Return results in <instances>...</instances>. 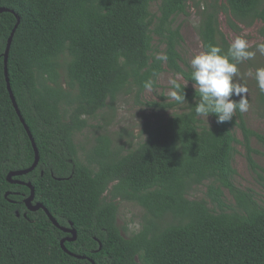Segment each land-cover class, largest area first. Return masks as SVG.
Returning a JSON list of instances; mask_svg holds the SVG:
<instances>
[{"label":"trees","instance_id":"trees-1","mask_svg":"<svg viewBox=\"0 0 264 264\" xmlns=\"http://www.w3.org/2000/svg\"><path fill=\"white\" fill-rule=\"evenodd\" d=\"M190 5L203 45L227 50L222 17L235 32L260 24L264 43V0H0L7 10L0 13V264H264V200L234 182L241 144L264 188L252 145L256 139L264 146V135L248 127L244 113L224 123L212 114L206 124L186 86V103L158 104L179 111L150 127L138 147L101 135L82 151L76 141L120 95L143 94L148 81L158 88L164 71L193 84L174 27ZM13 32L8 77L40 157L34 171L14 177L23 184L8 175L30 169L36 153L8 89ZM162 46L166 61L157 58ZM27 183L34 205L74 230L75 241L44 210L27 208ZM201 186L206 197L190 199ZM118 200L145 211L128 238L117 224Z\"/></svg>","mask_w":264,"mask_h":264},{"label":"rangeland","instance_id":"rangeland-1","mask_svg":"<svg viewBox=\"0 0 264 264\" xmlns=\"http://www.w3.org/2000/svg\"><path fill=\"white\" fill-rule=\"evenodd\" d=\"M153 13H157L158 4H153L151 8ZM200 18L198 11L193 5L188 9V15H180L175 18L174 27H180L183 41L179 46V52L183 62L188 63L193 56L203 51V44L198 33ZM259 25L253 27L240 26L241 30L235 32L229 28L225 17L221 18V28L227 39L232 42L237 36L244 35L250 44L255 47L256 44L262 42L259 35ZM159 55H163L165 46L159 48ZM183 67L185 68L184 63ZM264 67V55L259 53L252 61H247L240 67L241 73L245 76V81L249 88V110L244 113L246 123L253 131L264 135V105L261 103V93L256 87L255 80L248 73L255 72L256 68ZM170 71H164L158 79V88L147 89L143 94H122L116 102L100 113L96 118L89 121V127L82 133L77 135L76 141L82 151H88L93 148L97 139L101 135H108L113 139L116 145H123L125 148H136L140 143L145 141L146 131L161 121L168 119L178 109H167L160 105L173 102L168 99L171 90L170 80L175 78ZM182 77V76H181ZM183 77L181 83H185ZM193 88L190 82L186 85ZM160 104V105H158ZM205 120V119H204ZM206 124L211 123V119L205 120ZM235 134L239 140H242L240 130H235ZM253 148L257 151L254 159L258 165L264 168V146L256 139L252 142ZM236 155L233 166L237 171L234 182L243 190H252L257 198L262 202L264 200V188L262 182L252 172L245 148L241 144L236 145ZM207 188L201 186L190 194V199H203L206 197ZM226 201L233 203L231 195L225 193ZM119 214L117 224L121 229L123 236L130 237L138 232L143 224L145 211L139 205L133 202L118 200Z\"/></svg>","mask_w":264,"mask_h":264},{"label":"clouds","instance_id":"clouds-1","mask_svg":"<svg viewBox=\"0 0 264 264\" xmlns=\"http://www.w3.org/2000/svg\"><path fill=\"white\" fill-rule=\"evenodd\" d=\"M264 55V43L253 47L244 35L237 36L225 51L221 46L207 43L203 51L193 56L189 61L191 80L197 94L195 113L198 117L207 120L212 114L217 116L218 123L231 121L236 113H246L250 108L249 88L245 76L240 71V65L252 61L257 54ZM167 60L166 55L157 57ZM256 87L264 93V67L256 68L254 74L248 73ZM182 77L177 74L170 80L171 90L168 99L177 103H186ZM152 82L145 83L146 89H151ZM233 97H239L238 100Z\"/></svg>","mask_w":264,"mask_h":264},{"label":"water","instance_id":"water-1","mask_svg":"<svg viewBox=\"0 0 264 264\" xmlns=\"http://www.w3.org/2000/svg\"><path fill=\"white\" fill-rule=\"evenodd\" d=\"M4 11H7V10L2 9V8L0 9V13H2V12H4ZM18 23H19V20H18ZM17 27H18V25L16 26V28H17ZM16 28H15V30H16ZM15 30H14V32H15ZM14 32H13L11 38L9 39L8 46H7V51H6V54H5L6 77H7L8 89H9V92H10V95H11V98H12V101H13V104H14V107H15V109H16V111H17V114L19 115V117H20L22 123L24 124V126H25V128H26V130H27V132H28V134H29V137H30V139H31V141H32V143H33V147H34V150H35V153H36V160H35V163H34V165H33L30 169H28V170H24V171H19V172H12V173H10V174L8 175V181L11 182L12 184H23V183L20 182V181H16V180H14V177L22 176V175H27V174L31 173L32 171H34V170L38 167V164H39V161H40V157H39V151H38V149H37V146H36L35 140H34V138H33V135H32V133H31V131L29 130V127H28L27 124L25 123V120L23 119V116H22V114H21V112H20L19 106H18L17 101H16V99H15V96H14V94H13V92H12L11 85H10V81H9V77H8V70H7L8 55H9V51H10V47H11V43H12V39H13ZM26 185L31 189V195H30V197L26 200L27 208H28L30 211H38V210H41V209L44 210L45 213H46V214L48 215V217L50 218V220L53 222V224H54L57 228H59V229L65 231V232L71 233V234L73 235V237H72L71 239H68V240H69V241H75L76 238H77V234H76V232H75L74 230H72V229L69 230V229H65V228L61 227V226L59 225V223L57 222V220L51 215V213L47 210V208L44 207L42 204H36V205H34V200H35V190H34L32 184L27 183ZM7 197H8V195H7ZM18 216H19V214H18ZM64 243H65V240L62 241V246H63L64 250H65L66 252L70 253V252L64 247ZM81 259H85V258H81ZM90 261H91L93 264H95V262H94L93 260L90 259Z\"/></svg>","mask_w":264,"mask_h":264}]
</instances>
